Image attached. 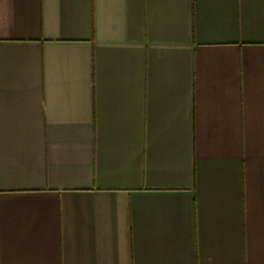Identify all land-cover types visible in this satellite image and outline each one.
<instances>
[{
  "label": "crops",
  "instance_id": "crops-1",
  "mask_svg": "<svg viewBox=\"0 0 264 264\" xmlns=\"http://www.w3.org/2000/svg\"><path fill=\"white\" fill-rule=\"evenodd\" d=\"M0 264H264V0H0Z\"/></svg>",
  "mask_w": 264,
  "mask_h": 264
}]
</instances>
